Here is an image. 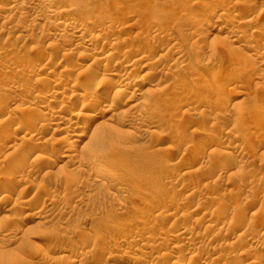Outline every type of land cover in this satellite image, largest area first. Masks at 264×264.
<instances>
[{
	"label": "rangeland",
	"instance_id": "rangeland-1",
	"mask_svg": "<svg viewBox=\"0 0 264 264\" xmlns=\"http://www.w3.org/2000/svg\"><path fill=\"white\" fill-rule=\"evenodd\" d=\"M9 4L0 0V264H264V0ZM225 23L240 37L219 33ZM107 53L131 75L119 76L117 58L91 65ZM116 81L111 111L95 118ZM53 90L68 109L49 101ZM28 114L36 120L21 127ZM70 121L89 122L73 158L55 132Z\"/></svg>",
	"mask_w": 264,
	"mask_h": 264
},
{
	"label": "bare ground",
	"instance_id": "bare-ground-1",
	"mask_svg": "<svg viewBox=\"0 0 264 264\" xmlns=\"http://www.w3.org/2000/svg\"><path fill=\"white\" fill-rule=\"evenodd\" d=\"M17 2H18V0H9V8H11V9H13V10H17V8L19 7L18 5H17ZM8 3V2H7ZM51 3V2H50ZM11 6V7H10ZM227 11V10H226ZM15 12V11H14ZM52 12H53V14L54 15H58L59 14V12H57L56 10H52ZM228 12V11H227ZM233 12V11H232ZM252 12V11H251ZM229 13V12H228ZM226 14V13H225ZM231 14V13H230ZM15 15V14H14ZM30 15V14H29ZM231 16V15H230ZM254 16V15H253ZM256 18V17H255ZM247 20V19H246ZM250 21V20H249ZM251 22V21H250ZM60 25H65L66 24V22L64 21H59L58 22ZM84 26H86V25H80L77 29H72V33H77V32H82V33H84L87 29L84 27ZM237 26V25H236ZM234 28V27H233ZM239 29L240 28H238V31L237 30H233L232 29V24L231 25H229V24H226L225 23V25H221V27L219 28V33H221L223 36H226L227 38H228V35L229 36H231V37H233V38H235V40H236V38H238V37H240V33H241V30L239 31ZM243 29H245V28H243ZM244 32V31H243ZM247 32V31H246ZM164 33V32H163ZM164 35V34H163ZM167 35V34H166ZM165 35V36H166ZM172 35V34H171ZM245 35V34H244ZM167 37V36H166ZM166 37H163V38H166ZM171 37V36H170ZM117 38V37H116ZM173 38V37H172ZM84 39V38H83ZM229 39V38H228ZM240 39V38H239ZM82 40V39H81ZM97 40V39H96ZM119 40V39H118ZM126 40V39H125ZM166 40H168V39H166ZM89 39H86L85 40V42L86 43H89ZM102 41V40H101ZM100 42V41H99ZM102 42H104V41H102ZM121 42V41H120ZM125 42V41H124ZM236 42V41H235ZM122 44H124V43H122ZM233 44V43H232ZM258 45H259V43H258ZM262 45V44H261ZM260 45V46H261ZM78 47V46H77ZM84 47V46H83ZM129 47V46H128ZM233 47H235V46H233ZM173 47L171 46V45H166V47H163V49H162V51H165V52H163V55L166 57V55H171V53L173 52V49H172ZM257 48V47H256ZM255 48V49H256ZM263 48V47H262ZM127 49V48H126ZM240 49V48H239ZM132 50V49H131ZM131 50L129 51V52H131ZM126 51V50H125ZM258 51V50H257ZM124 52V51H123ZM128 51H127V53H129ZM122 53V52H121ZM123 54H125V52L123 53ZM130 54V53H129ZM132 54V53H131ZM138 54V60H140V61H143V60H148V59H150V57L147 55V54H145V53H142V52H138L137 53ZM151 54H153V53H151ZM116 55V54H115ZM114 55V53H107V55L106 56H94L93 58H92V60H91V65L92 64H99L100 62H102L103 61V59L105 58L106 60L108 59V61L107 62H109V59H115V58H117V60H118V55L120 56V54H119V52H118V55L117 56H115ZM126 55V54H125ZM182 55V54H181ZM128 57V56H127ZM126 57V58H127ZM154 57V56H153ZM120 58V57H119ZM169 58V57H168ZM124 59V56H122V58H121V60L119 61H115L116 63H117V65H118V74H119V76L121 77V78H127L129 75H131V70L129 69V66L127 65V62H126V60H123ZM153 59H155V58H153ZM159 59V61L161 62V60H160V58H158ZM161 59H164V58H162L161 57ZM178 59V58H177ZM105 60V61H106ZM125 61V63H123ZM135 61V60H134ZM156 61H158L157 59H156ZM165 61V60H164ZM175 61H177V60H173V63H175ZM154 62V61H153ZM160 62H159V64H160ZM103 63V62H102ZM101 63V64H102ZM104 63H106V62H104ZM111 63V62H110ZM123 63V64H122ZM156 63H158V62H156ZM162 63V62H161ZM146 64V63H145ZM178 64V63H177ZM147 65V64H146ZM158 65V64H157ZM162 65V64H161ZM93 66V65H92ZM98 66V65H97ZM96 66V67H97ZM106 66V65H105ZM115 66V65H114ZM160 66V65H159ZM175 66H176V63H175ZM172 67V66H171ZM170 67V68H171ZM46 68V69H45ZM75 68V67H74ZM111 68V67H110ZM105 69V68H104ZM46 70L48 71L49 69H47V67H44V68H42L41 69V71L42 72H46ZM73 70V69H72ZM115 70V69H114ZM214 70V69H213ZM212 70V71H213ZM108 71H110V70H108ZM113 71V70H112ZM175 71V70H174ZM49 72V71H48ZM72 72V71H71ZM71 72H69V73H71ZM221 72H222V70L221 69H217L216 71L214 70L212 73H213V75L214 76H218L219 74H221ZM50 73V72H49ZM49 73H47V74H49ZM12 74V73H11ZM46 74V73H45ZM21 75V74H20ZM93 75V74H92ZM115 75V74H114ZM145 75V74H144ZM17 76V75H16ZM70 76V74H68L67 73V71L65 72V70L63 71V72H54V76L52 77L53 78V82H58L60 85H58L57 87H60L61 86V84H64V82L66 81L67 82V79H68V77ZM94 76V75H93ZM95 76H97L96 74H95ZM135 76V75H134ZM91 78H92V76H90ZM144 77V76H143ZM156 77V76H155ZM215 78H217V77H215ZM69 80V79H68ZM41 81V80H40ZM123 81V80H122ZM142 81V80H141ZM55 82V83H56ZM143 82V81H142ZM141 82V83H142ZM201 82H203L202 80H201ZM43 83V82H42ZM52 84V83H51ZM68 84V83H67ZM142 84H144V83H142ZM228 84H230V82L228 83ZM228 84H225V88L227 89V86H228ZM65 85V84H64ZM77 84H75L74 86H76ZM82 85H84V84H82ZM81 85V86H82ZM222 85V84H221ZM49 86V85H48ZM80 86V85H79ZM223 86V85H222ZM65 87V86H64ZM84 87H86V86H84ZM120 82H112L109 86H108V89H107V91H106V93H104L103 95H100V97L96 100L97 101V103H100L101 105H100V108L99 109H97L98 110V113L94 116L95 118H97V119H100V118H103L105 115H107L110 111H111V109H112V103L111 104H109L110 103V93L112 92V91H118L120 88ZM45 88V87H44ZM198 88V87H197ZM224 88V89H225ZM232 88V87H231ZM43 89V88H42ZM46 89H47V86H46ZM49 89V88H48ZM122 89V88H121ZM230 89V88H229ZM11 90V89H10ZM41 90V89H40ZM43 90H45V89H43ZM54 90H56L55 88H54ZM53 90V91H54ZM87 90H89V88H86V91ZM52 91V90H51ZM50 91V92H51ZM62 92H64V91H62ZM88 92V91H87ZM223 92V91H222ZM47 92L45 91H40V94H38V95H36L35 97H33V98H35V102L37 103L38 101H40V100H42V94H46ZM116 93H118L119 94V91L118 92H116ZM224 93H225V91H224ZM52 94V93H51ZM113 94V93H112ZM115 94V93H114ZM144 94V93H143ZM223 94V93H222ZM8 95V94H7ZM48 95H49V93H48ZM56 95H58V92H56V91H54L53 92V94L52 95H50L51 97H53V99L52 100H49V101H55L56 102V104H60V111L61 110H63L65 107H67L66 109H68L69 107H68V103H66V102H63L64 100L62 99V100H59V98L58 97H56ZM63 95V94H62ZM73 95V94H72ZM86 95H88V94H86ZM85 95V96H86ZM116 95V94H115ZM84 96V95H83ZM122 96V95H121ZM120 96V97H121ZM44 97V96H43ZM87 97V96H86ZM90 97V96H89ZM92 97V96H91ZM114 97V96H113ZM140 97H141V94L140 93H138V94H136V93H132V99L131 100H133V101H137L138 102V100L140 99ZM144 97V96H143ZM57 98H58V100L59 101H57ZM70 98V97H69ZM61 99V98H60ZM113 99V98H112ZM112 99H111V101H112ZM133 101H131V102H133ZM41 102V101H40ZM39 102V103H40ZM142 102V101H141ZM39 103H37V104H39ZM79 103H80V105H82V106H84L85 107V105H86V99L85 100H79ZM126 103H127V101H126ZM32 104V103H31ZM35 104V103H34ZM51 104V103H50ZM55 104V103H54ZM76 104H78V103H76ZM87 104H89V102L87 103ZM137 104V103H136ZM138 104H139V102H138ZM36 105V104H35ZM90 105V104H89ZM92 105H94V104H92ZM32 105H30V107H31ZM81 106V107H82ZM91 106V105H90ZM95 106H96V104H95ZM95 106H93V109H94V107ZM141 106V105H140ZM139 106V107H140ZM153 106V105H152ZM134 107H136V106H133V108ZM149 107V106H148ZM148 107L147 108H143V112H144V114L147 116V115H150L149 114V110H148ZM237 107V106H236ZM89 108V107H88ZM132 108V107H131ZM30 109V108H29ZM66 109H64V110H66ZM92 109V108H91ZM235 109H237L236 110V112H235V114L236 113H239L240 112V108L239 107H237V108H235ZM33 110V109H32ZM36 110V109H35ZM127 110V109H126ZM94 111V110H93ZM151 111V110H150ZM10 112V114H8V116H7V118H5V120H6V122L5 121H3V122H5V124L6 123H8V124H6V126L7 125H9V124H13V122H14V113H13V111L11 110V111H9ZM33 112V111H32ZM57 112V111H56ZM59 112V111H58ZM130 112V111H129ZM31 113V112H30ZM35 114H36V112H34ZM38 113V112H37ZM125 113V112H124ZM151 113V112H150ZM33 114V113H32ZM121 114H123V113H121ZM120 114V115H121ZM29 115V114H28ZM143 115V114H142ZM144 115V116H145ZM31 116V117H30ZM32 116L34 117L35 115H29V116H27L26 117V119L22 122V124H21V127L23 126L24 127V125H28V124H30V122L32 121V120H36V118H37V116H35L36 118H32ZM143 116V117H144ZM121 117V116H120ZM152 118V117H151ZM150 118V119H151ZM50 120H56V119H59L58 118V114H52L51 116H50V118H49ZM96 119V120H97ZM145 119H147V118H145ZM101 120V119H100ZM108 120V119H107ZM146 121V120H145ZM51 122V121H50ZM46 123V122H45ZM3 125V123L1 122V126ZM44 125V124H43ZM48 125V124H47ZM46 125V126H47ZM260 125V124H259ZM3 126H5V125H3ZM6 126H5V130H7V131H9L8 130V128L9 127H7L6 128ZM45 126V127H46ZM20 127V128H21ZM4 128V127H3ZM25 128V127H24ZM89 128V122L87 123V122H81V124H79V125H76V122L74 121V122H71L70 121V123H68L67 125H65L64 124V126H61L60 125V127H58V129L57 128H55V132H59V133H66L67 135L64 137V138H62V140L63 141H65L64 143H62L63 145H62V149H63V153L64 154H66L65 156L66 157H69V158H73L74 156H73V154H72V152L74 151V148L75 147H77L76 145H78V143H80V140L82 139V137H83V135H84V132L87 130ZM250 128V126H247L246 127V129L248 130ZM1 129H2V127H1ZM19 129V128H18ZM43 129H44V127H43ZM57 129V130H56ZM256 129V128H255ZM4 130V132L3 133H6V131ZM250 130V129H249ZM33 131V130H32ZM21 132V131H20ZM2 133V134H3ZM10 133V132H9ZM32 133V132H31ZM35 133H37V132H34V134ZM251 135L252 136H257L258 135V130H252L251 129ZM95 134V133H94ZM27 135H28V133H27ZM30 135V134H29ZM11 136V135H10ZM26 136V135H25ZM24 136V137H25ZM30 136H32V134L30 135ZM30 136H28L29 138H28V141L29 140H31L30 138ZM34 136V135H33ZM33 136H32V138H33ZM37 136V134L34 136V139H35V137ZM9 138V137H8ZM26 138V137H25ZM26 140H27V138H26ZM33 140V139H32ZM26 143V142H25ZM36 146V145H35ZM34 146V147H35ZM33 147V148H34ZM32 148V149H33ZM36 148H37V146H36ZM15 149H16V147H15ZM26 149V148H25ZM30 149V148H29ZM35 149V148H34ZM22 150H23V148H22ZM27 150H28V148H27ZM26 150V151H27ZM31 150V149H30ZM25 151V150H24ZM19 152H21V151H19ZM28 152H26L25 154H27ZM31 153H32V151H31ZM17 154V153H16ZM23 155H24V153H23ZM28 155V154H27ZM225 155V154H224ZM25 157H26V155H24ZM64 156V157H65ZM27 158V157H26ZM26 158H24V159H26ZM20 159V158H19ZM23 158H22V160L24 161V162H26L25 160H24ZM45 159V158H44ZM20 162V161H19ZM24 167H25V165H24ZM20 168V167H19ZM103 168V167H102ZM101 167H99V166H95L94 167V171L97 173V174H104L105 173V171L102 169ZM107 175V174H106ZM10 183V182H9ZM11 183H12V180H11ZM113 185H114V183H113ZM115 187H116V189L118 190V191H122L123 189H124V187L122 186V185H120V184H115ZM124 191V190H123ZM1 200V199H0ZM6 200V199H5ZM6 202V201H5ZM196 213V212H195ZM191 214V213H190ZM208 219V218H207ZM201 221V220H200ZM165 230H167L168 231V233H170L169 232V230H170V228H165ZM172 230V229H171ZM170 230V231H171ZM249 235H250V233H248ZM252 234V233H251ZM152 235V234H151ZM181 235V234H180ZM179 235V236H180ZM153 236H155V235H153ZM150 237V236H149ZM243 237H244V235H243ZM250 237H253V236H250ZM151 238H153V237H151ZM247 238V237H246ZM154 239V238H153ZM151 240V239H150ZM184 240V239H183ZM250 240V239H249ZM251 241V240H250ZM170 243V246H171V248L173 249V250H176V248H181L182 246H183V243L179 240V239H177V238H175V237H173V239L169 242ZM252 243V242H251ZM116 246V245H115ZM186 246V245H185ZM169 247V246H168ZM189 247V246H188ZM203 247V246H202ZM119 248V247H118ZM170 248V249H171ZM205 248V247H204ZM190 249V248H189ZM198 249V248H197ZM201 249V248H200ZM195 250V249H194ZM178 251V250H177ZM189 251V250H188ZM201 251V250H200ZM216 251V250H215ZM67 253H68V250L66 251ZM191 252V251H190ZM192 252L194 253L195 251H193L192 250ZM69 253H71V252H69ZM186 253V252H185ZM196 253V252H195ZM202 253V252H201ZM218 253H220V252H218ZM242 253H244V252H242ZM191 254V253H190ZM197 255H199V254H197ZM167 256V255H166ZM169 256V255H168ZM170 257V256H169ZM191 258L190 259H194L195 258V256H193V255H191L190 256ZM112 258V257H111ZM165 258V257H164ZM201 258V257H200ZM166 259V258H165ZM78 260V263L79 264H83V263H85L86 262V260H84V258H78L77 259ZM196 260V259H195ZM135 262V261H134ZM189 262V261H188ZM206 262V261H205ZM143 263L144 264H150L151 263V260H144L143 261Z\"/></svg>",
	"mask_w": 264,
	"mask_h": 264
}]
</instances>
